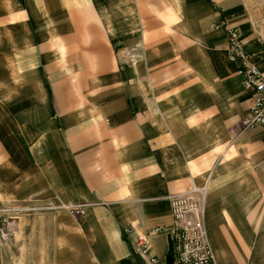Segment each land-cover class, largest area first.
Masks as SVG:
<instances>
[{"label":"crops","instance_id":"obj_1","mask_svg":"<svg viewBox=\"0 0 264 264\" xmlns=\"http://www.w3.org/2000/svg\"><path fill=\"white\" fill-rule=\"evenodd\" d=\"M227 26L260 65V0H0V203L90 204L21 218L0 264H177L168 197L193 186L216 263H264V127L242 130Z\"/></svg>","mask_w":264,"mask_h":264},{"label":"built area","instance_id":"obj_2","mask_svg":"<svg viewBox=\"0 0 264 264\" xmlns=\"http://www.w3.org/2000/svg\"><path fill=\"white\" fill-rule=\"evenodd\" d=\"M220 27V24L213 25L215 29ZM225 30L232 60L239 61L238 72L243 77L244 89L252 93L249 115L241 121L242 130L264 127V37H260L262 48L259 65L246 53L240 30L231 26H227ZM207 190V186H193L186 192L169 196L174 223L167 231L177 264H217L205 223ZM59 209L64 207L43 205L32 200L25 203H0V240H8V231L23 215ZM163 230V227L158 226L153 232ZM136 245L142 254L151 255L152 249L146 235L139 236ZM151 261L154 264L157 262L152 256Z\"/></svg>","mask_w":264,"mask_h":264},{"label":"rangeland","instance_id":"obj_3","mask_svg":"<svg viewBox=\"0 0 264 264\" xmlns=\"http://www.w3.org/2000/svg\"><path fill=\"white\" fill-rule=\"evenodd\" d=\"M260 1L264 3V0H260ZM257 2H258V0H250V4H256ZM139 38L142 39V36L139 35ZM138 57H139V55H136V53L135 54L132 53L130 63L132 65L135 64L138 61ZM82 58H83V56H82ZM63 65H64V68L66 69V72L68 71V69L72 68V64L71 63H65ZM95 67H96L95 65L92 66V70H95L96 69ZM66 72H65V76L66 77L75 75L73 73H66ZM91 74H94V73L92 72ZM68 79L70 80L69 83L72 85V87H75L76 89H78L77 93H81L84 88H88L87 81H86L85 77H83L82 75H81L80 79H74V78H68ZM87 79H88V77H87ZM71 85L69 87H71ZM78 97L79 96H77L75 98H78ZM53 98H55V97H53ZM237 125L238 124L231 126L229 128V130H231V131L235 130ZM196 187H198V186H196ZM202 187H204V186H202ZM208 193H209V189L207 190V201H206V209H205V223H206V215L208 213V195H209ZM31 200L34 201V202L36 201L38 203H42L43 205H45V204L46 205H52L53 204V205L63 206L64 209H59V210H54V211H43V212H37V213H33V214H27V215H23L21 218H23V217H33V216L42 215V214L43 215L44 214H52V215H56V216L57 215H65L67 217H70L71 219H74L75 221L76 220L77 221H81V220H84L87 217L88 209L90 207V204L86 203V202H53V201H41V200H38L36 198H31V199L26 200V201H9L8 203H25V202H29ZM18 221H16V223L14 224L12 229H10L8 231V235H14L15 234ZM206 227H207V225H206ZM7 241H4V242L7 243ZM257 247H261V244L258 245ZM172 250H173V248H172ZM242 257L243 256H240V254L239 255H234L235 260H238V262H240V264H246L244 262V259H242ZM249 264H264V263L258 257L255 258V256H251Z\"/></svg>","mask_w":264,"mask_h":264}]
</instances>
